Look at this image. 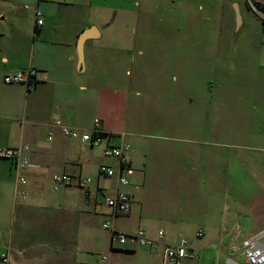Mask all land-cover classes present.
Masks as SVG:
<instances>
[{
  "label": "crops",
  "instance_id": "1",
  "mask_svg": "<svg viewBox=\"0 0 264 264\" xmlns=\"http://www.w3.org/2000/svg\"><path fill=\"white\" fill-rule=\"evenodd\" d=\"M147 2L0 0V149L28 145L32 165L18 171L0 158V264L2 254L9 264H98L103 253L114 264H163L162 251L122 246L103 228L107 222L153 238L163 230L171 245L186 238L195 255L181 264H247L244 241L264 243V155L227 158L209 153L200 139L185 140L187 147L171 151L169 161H179L163 169L145 135L121 128L131 66L140 68L127 42L132 47L144 32ZM29 68L38 70L30 89L4 83L5 75ZM96 119L111 135L105 143L131 146L134 173H122L127 186L100 173L108 165L118 174L116 158L105 160L90 144L62 135L61 125L91 131ZM182 130L192 134L193 127ZM62 174L73 183L55 191L54 177ZM87 177L92 184L83 188L79 180ZM117 191L130 195L127 215H114L105 203Z\"/></svg>",
  "mask_w": 264,
  "mask_h": 264
},
{
  "label": "rangeland",
  "instance_id": "2",
  "mask_svg": "<svg viewBox=\"0 0 264 264\" xmlns=\"http://www.w3.org/2000/svg\"><path fill=\"white\" fill-rule=\"evenodd\" d=\"M147 1L144 32L132 47L127 42L140 68L131 66L121 128L145 135L163 169L179 161H169L171 151L187 147L185 140L200 139L227 158L264 155L252 149L264 147L263 15L250 0ZM105 142L95 152L107 160Z\"/></svg>",
  "mask_w": 264,
  "mask_h": 264
},
{
  "label": "built area",
  "instance_id": "3",
  "mask_svg": "<svg viewBox=\"0 0 264 264\" xmlns=\"http://www.w3.org/2000/svg\"><path fill=\"white\" fill-rule=\"evenodd\" d=\"M264 6V0H257ZM37 15H41L37 13ZM264 17V14H262ZM38 26L43 25V20L39 19ZM38 80V70L35 68H29L28 70L16 71L4 76L3 81L8 85H24L28 89L36 84ZM62 135L71 140H79L84 143L90 144L91 147H101L106 141V137L103 135L106 132L102 128V122L100 119H96L94 127L91 131L82 130L75 127L61 125ZM30 150L28 145H20L16 148L0 149V158L12 160L15 162L16 170L23 171L30 168L32 165L26 156V153ZM130 151L131 146L129 143L122 141L120 144L110 145L106 143L104 154L107 157L116 158L120 164V172L116 171L108 165H103L100 168V173L108 178L117 176L119 184L121 186L129 185L127 177L122 175L123 171L128 175H132L134 172L130 167ZM22 184H26L27 181L22 178ZM73 183V179L70 174L56 175L53 180V189L59 191L66 186H70ZM92 184V178L87 177L79 180V185L83 188H88ZM24 198L25 194L21 193ZM130 195L124 191H117L114 195L106 197L105 203L112 208L114 215H127L131 208ZM104 229L112 232L113 238L118 241L122 246L135 249L138 247L151 249V251L159 252L163 254V264H181L183 260L193 258L194 253L191 245L186 238H180L177 244L171 245L166 242V234L163 230H160L156 237H149L144 230H138L134 233H125L117 231L111 224L107 222L103 225ZM198 237H202L203 233L200 231L197 233ZM243 253L247 264H264V243H259L254 239L246 240L243 243ZM2 264H9L10 257L7 254L1 255ZM98 264H114L110 255L102 254L99 256Z\"/></svg>",
  "mask_w": 264,
  "mask_h": 264
},
{
  "label": "water",
  "instance_id": "4",
  "mask_svg": "<svg viewBox=\"0 0 264 264\" xmlns=\"http://www.w3.org/2000/svg\"><path fill=\"white\" fill-rule=\"evenodd\" d=\"M235 11H236V15H237V18H238V22L240 23L241 21V17H240V12H239V8L238 6L236 5L235 6ZM89 38V33L84 31L81 36L79 37V43H78V47L80 48L79 49V56H80V59L82 60L81 62V65L83 63V47H84V44L86 42V40Z\"/></svg>",
  "mask_w": 264,
  "mask_h": 264
},
{
  "label": "trees",
  "instance_id": "5",
  "mask_svg": "<svg viewBox=\"0 0 264 264\" xmlns=\"http://www.w3.org/2000/svg\"><path fill=\"white\" fill-rule=\"evenodd\" d=\"M250 6L252 8H254L257 12L264 14V6L257 0H250ZM263 27H264V20H263ZM104 137H106L105 140H107V138L111 137V135L109 134H104Z\"/></svg>",
  "mask_w": 264,
  "mask_h": 264
}]
</instances>
